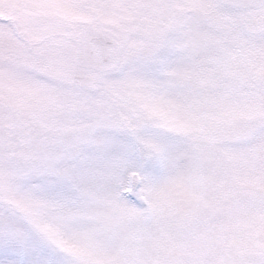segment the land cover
I'll list each match as a JSON object with an SVG mask.
<instances>
[{
    "label": "snow or ice",
    "instance_id": "obj_1",
    "mask_svg": "<svg viewBox=\"0 0 264 264\" xmlns=\"http://www.w3.org/2000/svg\"><path fill=\"white\" fill-rule=\"evenodd\" d=\"M0 264H264V0H0Z\"/></svg>",
    "mask_w": 264,
    "mask_h": 264
},
{
    "label": "rangeland",
    "instance_id": "obj_2",
    "mask_svg": "<svg viewBox=\"0 0 264 264\" xmlns=\"http://www.w3.org/2000/svg\"><path fill=\"white\" fill-rule=\"evenodd\" d=\"M128 37L130 41L136 42H142L144 39L143 34L137 31L129 32ZM160 51L168 55L178 53L180 49L176 46L175 42H172L163 46ZM202 56V53L175 56L172 66L190 70L196 66ZM161 58H163V56ZM156 91L163 99L179 101L184 107L196 109L207 106L205 102L197 96L190 80L181 79L175 75L158 73L156 77Z\"/></svg>",
    "mask_w": 264,
    "mask_h": 264
}]
</instances>
